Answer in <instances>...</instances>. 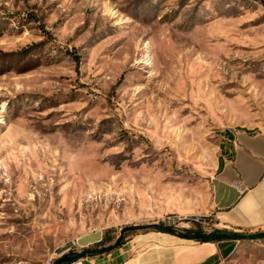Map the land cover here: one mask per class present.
Segmentation results:
<instances>
[{
    "label": "rangeland",
    "instance_id": "rangeland-1",
    "mask_svg": "<svg viewBox=\"0 0 264 264\" xmlns=\"http://www.w3.org/2000/svg\"><path fill=\"white\" fill-rule=\"evenodd\" d=\"M235 127L264 130V0H0V264H53L135 224L224 229L163 199L210 194ZM176 237L73 263L177 264L199 242ZM218 264H264V237Z\"/></svg>",
    "mask_w": 264,
    "mask_h": 264
},
{
    "label": "crops",
    "instance_id": "crops-1",
    "mask_svg": "<svg viewBox=\"0 0 264 264\" xmlns=\"http://www.w3.org/2000/svg\"><path fill=\"white\" fill-rule=\"evenodd\" d=\"M163 204L165 213L199 215L212 211L217 228L244 232L264 230V130L252 127L228 128L219 146L211 193L201 199L190 197L185 204L168 197L163 199ZM239 241H222L220 245L217 242H199L179 256L199 253L207 244H211L214 248L191 264L200 263L211 255H216L219 263L227 257L222 255L221 250L226 252L231 245L236 247ZM178 257L177 264L186 262Z\"/></svg>",
    "mask_w": 264,
    "mask_h": 264
},
{
    "label": "trees",
    "instance_id": "trees-1",
    "mask_svg": "<svg viewBox=\"0 0 264 264\" xmlns=\"http://www.w3.org/2000/svg\"><path fill=\"white\" fill-rule=\"evenodd\" d=\"M157 230L165 233L172 234L182 239L195 240L201 243L204 242H217L220 245L222 241H235V240H244V239H255L264 237V230L256 232H244V231H234L227 228L224 229H214L211 232H205L201 228H185L181 232L177 231L174 224L171 222L159 221L158 223H143L125 226L120 230V233L113 237L109 236L106 233L101 241L95 244L93 248H84L82 250H69L68 252L62 254L60 257L56 258L53 264H71L80 258L89 255H96L103 252H110L113 249L119 248L124 245L128 239L127 235H135L139 231H150ZM128 233V234H127ZM112 244L105 248H100L108 241H113ZM235 248L234 244L226 251L221 253L224 257L228 256L233 249ZM216 255H211L207 257L204 261L197 264H217Z\"/></svg>",
    "mask_w": 264,
    "mask_h": 264
},
{
    "label": "bare ground",
    "instance_id": "bare-ground-1",
    "mask_svg": "<svg viewBox=\"0 0 264 264\" xmlns=\"http://www.w3.org/2000/svg\"><path fill=\"white\" fill-rule=\"evenodd\" d=\"M212 250L211 244L206 245L205 249L199 253H192L191 255L183 254L178 259L185 260L184 264H191L193 261L200 259L203 255L207 254ZM192 252V251H191Z\"/></svg>",
    "mask_w": 264,
    "mask_h": 264
},
{
    "label": "built area",
    "instance_id": "built-area-1",
    "mask_svg": "<svg viewBox=\"0 0 264 264\" xmlns=\"http://www.w3.org/2000/svg\"><path fill=\"white\" fill-rule=\"evenodd\" d=\"M73 264H75V263H73Z\"/></svg>",
    "mask_w": 264,
    "mask_h": 264
}]
</instances>
